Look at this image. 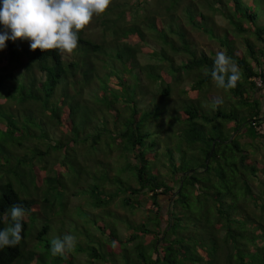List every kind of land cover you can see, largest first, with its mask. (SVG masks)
<instances>
[{
  "label": "trees",
  "instance_id": "obj_1",
  "mask_svg": "<svg viewBox=\"0 0 264 264\" xmlns=\"http://www.w3.org/2000/svg\"><path fill=\"white\" fill-rule=\"evenodd\" d=\"M178 2L166 0L164 11L177 10ZM212 3L220 5L225 12L223 17L229 25L235 26L230 25L234 36L250 34L260 45L257 47L245 38L243 50H238L235 38L212 33V45L238 65L241 79L235 88L228 90L230 110L221 102L211 112L197 103L184 107L183 114L175 120L180 137V149L175 150L180 154L179 159L172 149L165 150L168 134L160 128L165 126L164 108L152 103L154 99L140 106L142 101L136 97V89L145 86L143 80H146L149 93L159 100L158 96L167 98L173 81L180 83L190 79L193 84L185 94L195 95L198 93L193 91L213 81L211 71L216 53L197 49L189 42V21L203 32L207 30L204 23L195 22V13L190 8L186 13L188 22L186 25L181 22L178 29L165 27L157 18L149 24L147 8L138 16L140 6L136 4L133 23L127 27L123 24L126 10H116L120 12L118 19L110 21V8L101 21L100 33L94 35L88 27L80 31L79 47L70 59L57 52L32 51L28 41H7L5 49L0 50V107L8 106V110L14 112L0 115V130L6 135L0 137L4 141L0 144V155L6 164L13 159L16 164L4 166L0 162V230L11 224L10 218L5 219L10 206L23 207L26 217L21 243L0 250V264H39L49 257L51 243L46 236L52 223L49 212L55 209L52 195L63 188L57 177L62 164L47 169V161L46 165L36 167L21 152L13 150V147L21 148L25 140L36 142L42 137H38L29 124L18 123L12 114L20 118L22 112L19 111L25 106L54 127L64 128L70 136L54 141L52 149L57 154L74 141H86L81 140L74 121L70 103L75 100L89 105L101 103L99 108L111 134L109 142H103L107 150L118 152L117 158L123 162L120 165L115 158L108 159L107 167L119 171L123 180L99 183L102 187L99 191L106 193L102 198L97 188L90 190L88 197L93 207L99 209L111 203L124 211L142 209L149 217L148 222L154 223L148 230L142 221L136 224L128 215H119L113 210L111 217L130 222L131 232L124 241L115 229L104 232L102 236L107 235L104 237L107 243L118 246L117 251L122 250V256L132 258L133 264H264V133L256 132L251 126L252 121L257 125L264 123V26L255 27L251 0L248 5L242 0H212ZM114 8H119L116 1ZM214 11L219 12V9ZM242 22L250 25L244 28ZM124 28L130 29L129 36L124 34ZM0 31H3L2 26ZM142 52H149L155 63H141ZM254 79H259L260 87ZM125 83L130 89H125ZM58 90L63 92L62 96L57 97ZM257 92L261 93L258 101L254 98ZM234 105L246 111L251 108V111L242 112ZM142 108L145 112L139 116ZM126 116L129 120L125 128L120 129ZM94 123H101L104 129V123ZM90 125L92 123L87 127ZM102 138L100 133L92 139L96 143ZM5 144L12 147L11 156L3 155L1 145ZM48 152L49 149L39 154L45 156ZM158 160H166L169 178L160 173ZM187 164L194 166L189 168ZM39 171L46 176L42 177ZM193 196L201 200L203 206V212L198 215L191 205ZM163 199L168 203L166 208ZM163 209L167 211L165 226L161 225ZM29 238L38 245L27 250ZM128 243L136 244L128 248ZM122 245L125 248L122 249ZM111 251L114 253V248ZM62 260L55 257L51 264H62Z\"/></svg>",
  "mask_w": 264,
  "mask_h": 264
},
{
  "label": "rangeland",
  "instance_id": "obj_2",
  "mask_svg": "<svg viewBox=\"0 0 264 264\" xmlns=\"http://www.w3.org/2000/svg\"><path fill=\"white\" fill-rule=\"evenodd\" d=\"M115 1L117 2L119 8H114V3L111 9L115 10L114 12H112L110 9L109 19L110 21H112V19H118L120 12L116 10L124 9L126 10V13L123 15V24L127 25V27L132 25L133 23L135 4L140 6V9L138 10V16L143 15L145 9L147 8V21L149 22V24L150 22H152V19L157 18L158 20L162 21L161 23L165 27L172 26L176 29L181 27V22L186 25V23L188 22L186 13L188 11V8H190L192 12L195 13V22L204 23L207 29L206 32H203L202 28L198 29L190 21L187 23L189 42H193L195 48L197 49H204L206 51L210 49L211 52L216 54L217 52L221 51L212 45L214 44V42L212 41L213 32L219 37H225L227 35L228 38H235L234 44L236 48H238V50H243L242 41L245 38L255 43L257 47L260 45L258 42L254 41V38L250 36V34L242 35L238 38L234 36L232 34V32L234 33L232 27L235 28V26L230 24L232 26L231 27L228 24L227 20L223 17V13L225 12L222 8H220V5L215 6V4L212 3V0H179L178 9L176 10L175 8H173L169 12H166L163 9L167 6L166 0ZM251 1H253V13L256 19L255 27H262L264 26V0ZM242 2L245 5H248L250 0H242ZM224 4L226 5L225 1H223V5ZM215 8H218L219 12H215ZM153 11H156V13H152ZM96 20L100 21H98L97 23ZM102 20H105V16L95 18L94 21L91 22L90 27H88V31L92 32V34L94 35L100 33L102 29ZM136 20L141 21L138 19ZM110 21L109 24L111 23ZM241 24L244 28H248V26L250 25L247 22H242ZM123 31L127 36L131 34L130 29L127 30L124 28ZM150 34L151 37L154 38L153 33L151 32ZM149 47L151 48V46ZM194 51L196 52V50ZM65 57L70 59V56ZM139 60L143 64L155 63V61L151 59L149 52H142V55L139 56ZM177 61L179 63L180 60L177 59ZM170 74L172 73L170 72ZM182 76L185 79H188L185 73H183ZM143 81L146 83L145 86H137L136 89V97L142 101V103H140L139 105H145L149 102V99H154L152 103L155 102L157 103L156 106L159 105L160 108H164L165 114L163 116V120L165 126H161L160 128L165 131L166 134H168L165 150L166 148L172 149L173 154L175 153L176 159H179L180 155L175 151L177 148L180 149V137L178 135L179 132H176L177 128L175 126V120H178L180 118L179 115L181 113L183 114V109L186 105H193V103H197L201 106H205V111L211 112L215 109L214 107H216L217 105L216 102L220 101L221 103H226L225 107L227 108V110H230L229 103H231V95L228 93V91L217 88L214 81H211V83L203 86L197 91H193L197 92L198 95H195L196 93L189 94V92L185 94V91H187V89L189 90L191 88L190 86H192L193 84L190 82V79L186 82L182 81L180 83H176L173 81V83L171 84L170 93L167 98L162 99L160 96H158L159 100H156L155 97L153 98L152 93H149L150 89L148 83L146 82V80ZM254 81L256 86L260 87L259 79H254ZM125 85V89H130L128 88L127 83H125ZM114 93L116 94V92ZM62 94L63 92L61 93L60 90H58V93L56 92L57 97L59 95L62 96ZM260 94V92H257L254 95V98L257 101L260 99ZM141 98H143V100ZM106 100H111V98H107ZM233 103L235 102L233 101ZM70 106L74 112L75 124L76 126H78L76 128H78L81 132V140L86 139V141H74V143L71 146H68L66 150L63 149L61 153L58 152L57 154H55L52 149V146L55 145L54 141H56L57 139H61V137L67 138L68 136H70V134L65 131L64 128L61 129L60 127H54V125L50 122H47L44 117H41L35 112L26 110L25 106H22V109L19 111L22 112L20 118H17L15 113L12 114L13 119L17 120L18 123L20 122L22 124H29V126L35 131V133L39 135L38 137L43 138L36 142H32V140H25L23 141V145L20 146L21 148L13 147V150H18L19 152H21L24 158L27 161L29 160L31 164H34L36 167H39L40 165H46L47 161V169H54V166L57 167L62 164L61 169L58 171L57 177L61 180V185H63V188L61 187V189L57 193L55 192L52 195V203L55 209H51L49 212L51 215V217H49V221L52 223L50 224L51 230L48 232V236H46V239H49V241L51 242L53 238H62L65 234L74 235L77 239V244L72 251L67 252L63 256H53L51 252H49V255H47L49 257H46L43 263L40 260L39 264H51V260H54L55 257L63 258V260L61 261L62 264H133L132 258L128 259V256H122V250L120 252L117 251L118 246L111 245L110 243H107L105 241L104 237H107V235L102 236L104 235V232L109 233L112 229H115L116 234L122 241H124L128 238L131 232L129 229L130 222L123 218H119L118 216L111 217V215L115 212H117L119 215H128V217L136 222V224L142 221L144 227L148 230H151V225H153L154 223L151 224V222H148L149 217L148 215L146 217V213L142 211V209L138 211H124L120 206H117L116 204L111 205V203H108L107 205H105V207L99 209L93 207V201L88 197V193L90 190L97 188L98 193L102 198L103 195H106V193L100 192L102 190L100 184H103V181L114 182L115 180L119 179L123 180V177L120 175L119 171L112 169L110 170L107 167L106 162L110 157L115 158L117 160V164L123 165V162L117 158L118 152H111L107 150L103 142V140L109 142L111 134L107 127L108 124H106V120L105 122L103 120L104 113L99 108V106H102L101 103L97 102L89 105V103H83L81 100H75V102L70 103ZM234 107L239 108L237 105H234ZM8 108V106H4L3 108L0 107V115H3L5 112H14L9 111ZM239 109H241L242 112L251 111V108H249L247 111L243 108ZM25 110L26 112H24ZM144 112L145 111H143L142 108L139 116H142ZM124 118H126L125 121L121 122L119 125L120 129L125 128V123L127 120H129V116H126ZM96 121L104 123V129H102L101 123H94ZM165 121L167 122V124L165 123ZM88 123H92V125L87 127ZM100 133L102 134L103 138L101 141L98 140L95 143L92 138L98 136ZM5 136L6 135H4V130H0V137ZM164 136L165 134L163 133L162 138H164ZM2 139L3 138H0V144L4 143ZM1 146H3V155L11 156L12 147L8 144ZM48 149L49 152L45 156L39 154L40 152L47 151ZM0 162L4 164V166H11L13 164H16L14 159L10 161V163L6 164L3 156L1 155ZM132 162H134V160H132ZM157 162L160 173H162L164 177L166 176L169 178L166 170V160H163V162H160L158 160ZM187 166L190 168L194 166V164H187ZM51 172L53 175L55 174L53 171ZM39 174L42 177L46 176L45 173H42L41 171H39ZM171 179L172 176L170 177V180ZM163 200L165 201L164 206L166 208L168 206V203L165 199ZM190 200L191 205H194L195 207V215L203 212L201 200H198L196 196L191 197ZM141 205L142 207H145L146 204L145 202H142ZM165 210L166 209H163V217L161 219L162 226L166 225L164 217L166 216L167 211ZM153 227L154 225L152 226V228ZM100 228H102V232ZM177 231L182 232V230L180 229H178ZM104 242H106V244H104ZM135 244L136 243H128L127 245L128 248H132ZM258 244L261 245V242H258ZM37 245L38 243L36 244L30 238L26 242L27 250L34 249ZM123 246L124 245H122V249L125 248V246ZM113 248L115 250L114 253L111 251V249ZM146 252L148 253V250ZM92 254H96V257Z\"/></svg>",
  "mask_w": 264,
  "mask_h": 264
},
{
  "label": "clouds",
  "instance_id": "obj_3",
  "mask_svg": "<svg viewBox=\"0 0 264 264\" xmlns=\"http://www.w3.org/2000/svg\"><path fill=\"white\" fill-rule=\"evenodd\" d=\"M114 3L115 0H0V50L5 49L7 41L19 40L28 41L32 51L72 56L79 47L80 31L90 27L95 18L106 16ZM211 78L217 88L228 91L237 86L241 73L232 58L221 51L216 54ZM25 217L23 207L10 206L5 219L10 218L11 224L0 230V250L21 243ZM50 243L51 254L63 256L75 248L77 239L65 234Z\"/></svg>",
  "mask_w": 264,
  "mask_h": 264
},
{
  "label": "built area",
  "instance_id": "obj_4",
  "mask_svg": "<svg viewBox=\"0 0 264 264\" xmlns=\"http://www.w3.org/2000/svg\"><path fill=\"white\" fill-rule=\"evenodd\" d=\"M251 126L253 128H255L256 132L264 133V123H261L260 125H257V123L255 121H252Z\"/></svg>",
  "mask_w": 264,
  "mask_h": 264
}]
</instances>
